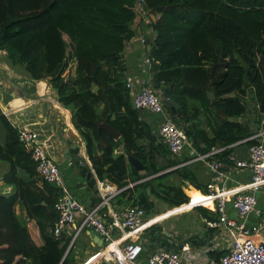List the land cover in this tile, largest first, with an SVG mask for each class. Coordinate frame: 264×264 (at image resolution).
<instances>
[{"label": "trees", "instance_id": "obj_1", "mask_svg": "<svg viewBox=\"0 0 264 264\" xmlns=\"http://www.w3.org/2000/svg\"><path fill=\"white\" fill-rule=\"evenodd\" d=\"M137 1L0 0V49L23 64L32 79H50L58 101L72 112L97 177L119 187L133 183L119 198L124 205H142L148 215L156 198L170 209L198 204L193 198L190 203L185 181L203 193L208 187L187 166H179L188 158L162 162L172 153L134 105L123 54L136 35ZM146 1L156 18L151 26L158 32L148 50L154 88L166 87L178 112L166 107L167 115L190 137L195 132L205 144H195L201 153L226 147L218 159L228 165L230 145L257 142L246 140L254 130L240 121L249 109L248 95L258 119L264 115V0ZM71 59L74 75L65 73ZM209 110L212 133L202 126V115ZM102 125L112 126L120 136ZM129 156L139 158L144 169L136 170ZM0 161L8 164L3 181L14 187L10 195L0 194V264H67L70 240L54 233L59 218L55 204L62 190L41 178L18 128L1 110ZM85 167L86 174L90 168ZM172 174L182 181L168 182ZM18 205L27 210V220L17 213ZM197 207L206 211L205 217H216ZM191 241L197 243V238ZM225 252L211 254L219 261Z\"/></svg>", "mask_w": 264, "mask_h": 264}, {"label": "built area", "instance_id": "obj_2", "mask_svg": "<svg viewBox=\"0 0 264 264\" xmlns=\"http://www.w3.org/2000/svg\"><path fill=\"white\" fill-rule=\"evenodd\" d=\"M134 8L137 18L152 20L153 14L146 0H138ZM145 40L142 37L143 43ZM127 85L131 89L136 108L163 115L159 135L172 155H180L187 148L192 153L191 157L179 166L197 160H207L210 170L217 174V178L218 175L227 177L218 159V155L226 147L213 146L209 152L201 153L186 128L167 115L162 92L154 88L152 79L143 82L136 93L132 91L131 82ZM18 131L19 140L30 149L41 178L56 184L62 190V195L55 204L59 214L54 229L56 236H60L65 228L72 225L76 227L75 236L85 228L100 232L105 246L99 256L111 264H264V238L257 241L252 237L253 233L264 234V212L258 207L257 196L264 187V128L246 139L257 140L248 147L247 159L239 158L235 153L228 156L229 163L252 171L251 183L234 189L210 184V192L204 195L210 198L211 211L216 214L213 219L206 218V224L217 234L203 244L197 245L192 242L193 245H191L189 242L182 241L183 243L176 242V248L158 247L150 251L146 257H144L147 253L145 246L139 238L129 240L142 231L147 215L146 209L140 204H130L123 209L115 208L112 204L113 200L127 187L133 186V183L119 187L106 179L97 177L95 184L99 198L93 206H88L70 193L59 165L39 143L37 134L25 127L18 128ZM80 163L82 164L83 160H80ZM90 165L92 166L91 163ZM190 202H192L191 197ZM200 205L206 204L198 203L188 209H194ZM229 206L236 212V217L230 215ZM252 215H255L258 221L249 224ZM118 231L122 235L116 238L115 234ZM222 241L225 245H222ZM223 250L226 252L221 255L219 261L211 254Z\"/></svg>", "mask_w": 264, "mask_h": 264}, {"label": "crops", "instance_id": "obj_3", "mask_svg": "<svg viewBox=\"0 0 264 264\" xmlns=\"http://www.w3.org/2000/svg\"><path fill=\"white\" fill-rule=\"evenodd\" d=\"M151 19L156 20L154 15H151ZM151 22L152 20H146L143 18H137L135 20L132 27L136 31V35L126 42L123 54L126 79L127 82L132 83V91L135 93L140 89L143 82L149 79L153 80L154 63L148 54V48L152 45L151 43L153 41H150V44L146 43V41L153 36L154 32ZM142 37L146 39L145 43L142 42ZM6 58H8L10 62L7 61ZM75 70L76 63L74 59H71L69 60V67L65 73L74 75ZM249 99H251L252 105H250ZM247 100L249 109L240 121L248 122L255 133L261 128H264V115L261 119H258L256 115L257 106L255 101L250 95L247 96ZM0 110L15 127L29 128L37 134L39 143L45 148L49 156L59 165L65 184L74 197L88 206H93L97 202V200H94V197L97 195L95 184L97 175L90 165L91 161L87 155L85 141L73 123L71 110L58 101L57 93L52 87L49 78L40 80L32 79L27 73L25 66H19L18 63H14L7 56L6 51L2 49H0ZM206 113H203L202 117L208 118L210 121L209 123L207 121L205 124L202 120V126L209 129L212 133L215 130L213 125L214 115L212 110H209ZM140 115L141 119L150 125L153 132L159 135L163 115L146 109H140ZM68 141L70 143H68ZM248 147L249 146L244 143H236L232 146V153H235L239 158L247 159ZM76 148H80L78 154L70 152L71 150L75 151ZM67 154L71 157L68 158ZM191 154L192 153L187 148L180 155L174 156L171 154V156L162 157V162H167L169 158H190ZM80 160H83L82 164L80 163ZM85 166L90 168V172L88 171L86 174L83 170V168H86ZM185 166L189 168L201 184L208 187L207 193L210 192V184H215L216 187L225 186L228 189H234L247 186L252 180V171L250 169L239 168L232 163H229L228 165L222 163L223 170L227 175L226 178L219 175L217 178V175L210 170L207 160L193 161ZM174 168H176V166L168 168L161 173L170 172ZM7 169L8 167L0 161V189H5L3 191L4 195H10L14 191V188L11 186L7 187L6 183L3 181V175ZM89 173H91V179L95 182L93 189L88 186L87 177ZM176 176L178 175L172 174L167 181L175 183L173 177ZM178 178L180 177L178 176ZM181 181L182 180L180 179L178 183ZM183 188L185 192H189L191 198L197 200L199 203L206 204L200 206L211 211L212 203L210 198L204 196L207 193H203L202 190L195 188L189 183V181H185ZM257 196L258 207L264 212V187L258 192ZM93 200L95 202L91 205ZM119 200V196L113 200V207H120L123 209L125 206H128L124 205V203ZM193 205L195 204H191L189 207L186 205L181 208L176 207L178 212L175 214L181 213L182 210H185V208H191ZM16 210L22 220H27L29 218L25 208L18 205ZM189 210L192 209H187L185 211ZM204 212L206 211L203 208L197 207V226L199 228L197 245L199 243L203 244L206 241L208 242V240H211L217 234L216 231L214 232L207 226L206 218L208 217H205ZM229 212L232 217H236V212L231 206H229ZM208 213L210 214V212ZM211 215L213 214L211 213ZM214 215L216 216L215 213ZM156 219L157 217L153 218L149 217V214L146 215L142 231L129 238V240L139 238V241L143 243L147 252L144 257H146L150 251L158 248L156 241L153 239L154 234L156 232L167 231L158 225L160 221L165 218L162 219L161 217L160 220ZM256 221H258V218L255 215H252L249 224ZM153 226L156 227V229L152 230L151 233H148L150 229H153ZM75 231L76 227L75 225H72L65 228L62 233L65 241L70 240L65 253V258L72 248V251L68 255L69 262L67 264H111L103 259V257L99 256L105 243L101 238L94 234V230L85 228L77 236H75ZM121 235V232L118 231L115 234V237L119 238ZM252 237L257 241H260L264 238V234L253 233ZM170 239L171 242L169 243V247L176 248L177 245L173 240V237ZM167 241L168 239H163L160 244L162 245V243ZM180 242H182V240ZM222 245H225L224 241H222Z\"/></svg>", "mask_w": 264, "mask_h": 264}, {"label": "rangeland", "instance_id": "obj_4", "mask_svg": "<svg viewBox=\"0 0 264 264\" xmlns=\"http://www.w3.org/2000/svg\"><path fill=\"white\" fill-rule=\"evenodd\" d=\"M6 60L10 62L8 58H6ZM19 66H24V65L19 63ZM249 103L250 105H252L251 99H249ZM204 107H207L206 104ZM202 120L204 121L205 124L207 121L208 123L210 121V119L203 118V117H202ZM213 123H214V119H213ZM3 135L4 134L1 133V136ZM2 163L6 165V167H8L7 166L8 164L4 162ZM173 180L175 181V183H178V181H180V178L176 176V177H173ZM6 186L7 187L11 186L12 188H14L12 185H9V184H6ZM4 190L5 189L3 190L0 189V194H3ZM155 201H156L155 203L156 210L151 211L149 214V217H153V218L157 217L156 220H160L161 217L162 219L165 218L164 220L160 221L158 225L161 226L163 229H166L168 232H170L175 242H180L182 240V241H187L191 245H193L191 240L192 238H197V234L199 233V228L197 226V208L189 210V211H185L186 209H188V208H185V210H182L181 213L175 214L178 212V209L176 208L170 209L169 206L163 200L159 198H156ZM154 229H156V227H154L153 229H150L148 233H151L152 230Z\"/></svg>", "mask_w": 264, "mask_h": 264}, {"label": "water", "instance_id": "obj_5", "mask_svg": "<svg viewBox=\"0 0 264 264\" xmlns=\"http://www.w3.org/2000/svg\"><path fill=\"white\" fill-rule=\"evenodd\" d=\"M157 36H158V32L155 30V31L153 32V36H151L150 39H148V40L146 41V43H147V44H150V41H154L155 38H156ZM151 47H152V46L150 45L148 49L150 50ZM153 85H154V82H153ZM166 91H167V88H166V87L162 88V90H161V92H162V96H163V98H164V103H165V105H166L167 108H170L171 111H172L175 115H177L178 112H177L176 106L173 104L172 100H171L170 98H168V96H167L168 94H167ZM101 127H102L103 129H105L106 131H108L111 135L115 136L116 138H118V137L120 136V133H119L117 130H115V129H114L112 126H110V125H102ZM191 135H192V138H193V141H194L195 144H198V145H200V146H202V147H205V144L201 142V140L198 138V136L195 134L194 131H191ZM68 143H70V142L68 141ZM79 151H80V148H76L75 151H74V150H71L70 152H71V153L78 154ZM67 157L70 158L71 156L67 154ZM129 160H130V162L134 165V168H135L136 170H142V169H144L145 165L142 163V161H141L139 158L134 157V156H129ZM220 171H221V169H220ZM216 175H217V174H216ZM91 177H92V175H91V173H89V174H88V177H87V179H88V186H89L91 189H93V188H94V180L91 179ZM98 198H99V196H98V194H97V195L94 197V200H98ZM94 200L91 202V205L94 204V202H95ZM94 234L97 235L99 238H101L102 241H103V236H102V234H101L100 232H98V231H94ZM171 237H172V234L170 235L169 232L164 231V232H156V233L154 234V236H153V239H160L159 242H156V244L158 245V247H166V248H167V247H169V245H170L169 243L171 242V239H170ZM163 239H168V241L162 243V245H161L160 242H161V240H163Z\"/></svg>", "mask_w": 264, "mask_h": 264}, {"label": "flooded vegetation", "instance_id": "obj_6", "mask_svg": "<svg viewBox=\"0 0 264 264\" xmlns=\"http://www.w3.org/2000/svg\"><path fill=\"white\" fill-rule=\"evenodd\" d=\"M156 242H159L160 241V239H154Z\"/></svg>", "mask_w": 264, "mask_h": 264}, {"label": "bare ground", "instance_id": "obj_7", "mask_svg": "<svg viewBox=\"0 0 264 264\" xmlns=\"http://www.w3.org/2000/svg\"><path fill=\"white\" fill-rule=\"evenodd\" d=\"M147 227V226H146Z\"/></svg>", "mask_w": 264, "mask_h": 264}]
</instances>
